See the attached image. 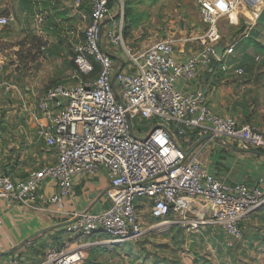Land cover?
Returning <instances> with one entry per match:
<instances>
[{
    "label": "built area",
    "instance_id": "built-area-1",
    "mask_svg": "<svg viewBox=\"0 0 264 264\" xmlns=\"http://www.w3.org/2000/svg\"><path fill=\"white\" fill-rule=\"evenodd\" d=\"M199 2L205 25L200 37L202 47L179 61L170 38L136 51L126 40L124 17L105 28L112 16L109 0H89L85 40L75 48L77 73L82 79L73 85L48 87L38 104L36 135L53 150L54 160L25 177L13 175L10 168L2 172L0 202L13 201L41 210L40 189L47 182L57 187L47 200L57 203L74 195L76 180L92 178L105 169L110 205L100 212H75L67 230L85 240L73 249H47L38 264H87L89 252L95 247L138 240L144 233L137 204L140 198L145 200L143 206L150 208L151 217L168 227L206 222L222 227L238 240L244 237L242 224L249 214L264 207L262 184L231 182L212 172L200 158V146L187 153L195 131L212 135L210 139L222 137L224 144L233 139L243 148L264 151V131L215 113L202 90L189 92L178 86L180 79H196L199 69L216 62L225 72L244 74L243 67L224 61L234 56L238 41L227 42L222 58L216 52L223 40L218 20L228 17L236 24L238 17L234 14L244 3L257 21L264 17V0ZM12 19L1 14L0 27L8 26ZM248 25L244 37L254 28V24ZM105 35L109 44L119 47L126 60L133 62L132 68L125 61L117 73L119 67L103 48ZM260 59L257 56L256 60ZM96 65L99 69L94 76ZM135 119L151 121V129L138 131ZM0 264H21V259L15 254Z\"/></svg>",
    "mask_w": 264,
    "mask_h": 264
},
{
    "label": "crops",
    "instance_id": "crops-1",
    "mask_svg": "<svg viewBox=\"0 0 264 264\" xmlns=\"http://www.w3.org/2000/svg\"><path fill=\"white\" fill-rule=\"evenodd\" d=\"M125 1H113L112 16L106 20L105 28L111 26L113 21H119L122 17L125 18ZM7 4L8 0H0V15L27 13L36 16L35 25L41 32L55 33L61 29L59 36L61 35L63 40L68 39L73 45H76L72 43L73 34L75 35L80 31L84 33L90 22L89 0H12V6L9 7ZM138 13L143 12L138 10ZM249 23L254 24L253 30L257 35L260 34L264 23L260 19L254 22L246 21V24ZM184 25L182 23L174 25L164 35L158 30L149 29L140 21L137 26L128 31L126 40L136 51L141 52L160 39L170 38L175 43L176 58L179 61H185L200 51L202 47L200 37L204 33L203 28L205 31V26L197 31L195 29L189 30ZM8 26L10 27L11 23ZM8 26L0 27L1 36L8 33L4 32ZM199 32L200 34H198ZM55 35H58V32ZM243 38L237 40L238 44L244 42ZM63 40L57 42L56 39H51L46 57L51 56L50 50L53 48L55 54L58 55V58L54 59L59 61L62 57V60H68L67 51H63L64 44L68 43H62ZM245 45L242 44L241 47ZM103 48L111 54L117 67L121 65V61H126V56L119 47L103 40ZM237 52L239 54V51ZM226 58L232 62L234 67H242L243 60L240 55L227 56ZM46 73L47 69L43 67L39 77L28 79L26 83H22V90L19 84L4 81L1 78L2 70L0 68V93H3L4 85H7V89L10 87L17 98L10 110H13L14 113L20 110L25 116V119L7 118L0 122V174L10 167H14V172L18 175L19 172H27L28 175L31 171L54 160L53 150L47 148L45 143L39 140L36 135L38 124L36 117L40 113L38 109L39 100L48 87L59 83L73 85L75 82L58 81L48 84L50 77L48 78ZM67 73L71 74V72ZM178 86L189 92L202 90L215 113L234 117L240 125L249 123L250 118H252V123L256 128L264 129V121L262 120L264 111H259L257 116L251 115L245 99V90L248 87L243 83L239 74L234 71H223L221 63L219 65L214 63L207 69H199L196 79L188 81L180 79ZM258 89V93L263 95L264 92L261 91L263 88L258 87ZM4 103V99H1L0 108L5 106ZM197 135H200L197 131L192 133L193 141ZM223 141L222 137H218L207 139L198 145L203 148L202 152H210L212 156L211 161L204 165L231 182H243L251 185L262 184L264 186L262 183L264 180V156L247 151L254 148H243L238 140L227 139L226 144ZM109 184L106 171L102 169L92 178L76 180L74 195L57 203L47 200L49 196L57 192L55 183L47 182L40 189L39 204L43 207L41 210L29 209L13 201H1L0 252L14 249L15 251L7 255H0V261L17 254L25 264H38L45 257L49 248H75L85 239L70 233L66 226L72 220L75 212L84 210L100 212L109 207L110 201L106 195ZM258 213L259 209L252 211L247 220L243 222V226ZM96 249L93 248L92 251L98 254L97 251L100 249L99 247ZM91 255L92 253H89V256Z\"/></svg>",
    "mask_w": 264,
    "mask_h": 264
},
{
    "label": "rangeland",
    "instance_id": "rangeland-1",
    "mask_svg": "<svg viewBox=\"0 0 264 264\" xmlns=\"http://www.w3.org/2000/svg\"><path fill=\"white\" fill-rule=\"evenodd\" d=\"M132 1L136 5V11L132 13L133 25L142 21L144 26L153 31L158 30L164 35L170 31L172 26L180 23L185 24L189 30L197 31L205 26L201 17L200 0ZM11 3L12 0H8L7 5L10 7ZM138 10L143 13H138ZM236 13L238 17L236 24H232L228 17H221L218 20L219 31L223 40L227 42H236L242 37L238 32L241 24L246 27L248 25L246 21H256L253 10L246 8L244 3L238 5ZM10 14L9 16L13 18L10 22L11 26H8L6 31L4 30L8 33L0 35V68L1 78L4 81L19 84L23 90L22 83L39 77L42 68L46 67L47 77H50L48 84L58 81L75 82V84L80 82L82 77L77 73L75 48L84 42L85 32L80 31L73 34L72 43L76 44L73 45L68 39L63 40L61 35L59 36L61 29L56 31L58 35H55L56 32H41L35 25L36 16L27 13ZM202 30L204 32V28ZM255 38L256 40L250 38L252 41L248 46L241 47L242 44L247 43L249 38H245L242 44H237L234 55H240L243 60L241 66L245 72L240 75V78L248 87L245 90V99L251 115L257 116L259 111H264V94L258 93V87H262L261 91L264 92V27ZM51 39L68 43H65L63 47V51H67L68 60H62V57L59 61L54 59L58 58V55L55 54L53 48L50 50L51 56L46 57ZM103 40L108 41L106 35ZM257 56L261 59L256 60ZM224 59L228 65H233L228 58ZM126 62L128 68L133 67L132 61L126 60ZM66 72H71V74H66ZM73 75L78 76L73 77ZM14 94L10 87L7 89V85H4V91L0 93V100L5 101V106L0 108L2 120L25 119L20 110L16 113L10 110L13 102L17 101ZM262 120L264 121V117ZM252 122L250 118L249 123L245 125L255 127ZM133 123L138 131L145 133L152 126L151 121L146 119H135ZM261 130L264 131V129ZM186 131L189 132V129L186 128ZM211 157V153L207 151L200 155L204 164L209 163ZM19 173L27 174V172ZM137 204L142 215L143 235L138 240L117 244L113 247L98 246L100 249L97 251L98 254L90 250L89 253L92 255L89 256V264H264V207L260 208L259 213L251 217L245 226L242 224L244 237L238 240L230 237L222 227L206 222H202L199 226L184 227L172 224L168 227L151 217L150 208L143 206L144 199H138ZM192 222L193 224L198 223ZM21 263L25 264L22 261Z\"/></svg>",
    "mask_w": 264,
    "mask_h": 264
},
{
    "label": "trees",
    "instance_id": "trees-1",
    "mask_svg": "<svg viewBox=\"0 0 264 264\" xmlns=\"http://www.w3.org/2000/svg\"><path fill=\"white\" fill-rule=\"evenodd\" d=\"M113 1L114 0H109V5L112 7V4H113ZM136 5H135V3L132 1V0H126L125 1V18H124V20H125V28H124V34H125V37L126 38H128V31L129 30H131V28L132 27H134V25L135 26H137L139 23H137V24H134L133 25V20H132V13H135V11H136ZM133 8H135V10L133 11ZM263 23H264V17H262L261 19H260ZM245 29H247V26L245 27L244 25H240L239 26V29H238V32H239V34L241 33V35H243L244 33H245ZM252 34V35H251ZM256 35H257V33L252 29L250 32H249V34H248V36H246V37H244V36H242V37H244L243 38V40L245 39V38H249V39H247V43H246V46H248V44L252 41L251 39H253V40H256ZM251 38V39H250ZM235 42V41H234ZM222 43H225V44H227V41H225V40H222ZM237 44H238V42H237ZM235 60H237L236 58H235ZM216 64L217 65H219L220 63L219 62H216ZM99 69V66L98 65H96V71H95V73H94V76H95V74H96V72H97V70ZM245 70V69H244ZM1 118H0V122H1ZM193 136H194V134H193ZM10 173H12L13 175H18V173H15L14 172V167L12 168V167H10V171H9ZM19 175L20 176H23V177H25L26 175H21L20 173H19ZM145 207V206H144ZM88 260H89V258L86 260V263L87 264H89L88 263ZM91 263H93L92 261H91ZM94 264V263H93Z\"/></svg>",
    "mask_w": 264,
    "mask_h": 264
},
{
    "label": "water",
    "instance_id": "water-1",
    "mask_svg": "<svg viewBox=\"0 0 264 264\" xmlns=\"http://www.w3.org/2000/svg\"><path fill=\"white\" fill-rule=\"evenodd\" d=\"M225 48H226V44L225 43H221L219 45L216 46V52L218 54V56L220 58L223 57V53L225 51ZM124 67V61H121V65L119 66L118 70H117V73L120 72ZM115 78H116V75H114L113 77V83H115ZM212 138V135L210 134H205V135H197V137L195 138L194 141L191 142L192 145V148L187 152L188 154L195 148L197 147L199 144L203 143L205 140L207 139H210ZM214 138H218V137H214ZM247 151L251 152V153H255V154H258V155H262L264 156V151L263 150H258V149H248ZM14 250H9V251H5V252H0V255H7V254H10L12 253Z\"/></svg>",
    "mask_w": 264,
    "mask_h": 264
},
{
    "label": "bare ground",
    "instance_id": "bare-ground-1",
    "mask_svg": "<svg viewBox=\"0 0 264 264\" xmlns=\"http://www.w3.org/2000/svg\"><path fill=\"white\" fill-rule=\"evenodd\" d=\"M234 16L236 17L237 16V13L236 14H234ZM162 224V223H161ZM161 224H159V225H161ZM164 225V224H163ZM158 226V225H157ZM161 227V226H160ZM149 230V229H148ZM146 232V231H145Z\"/></svg>",
    "mask_w": 264,
    "mask_h": 264
}]
</instances>
